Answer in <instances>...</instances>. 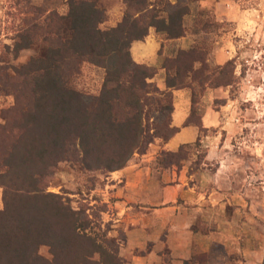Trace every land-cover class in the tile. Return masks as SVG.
Masks as SVG:
<instances>
[{
  "label": "trees",
  "instance_id": "1",
  "mask_svg": "<svg viewBox=\"0 0 264 264\" xmlns=\"http://www.w3.org/2000/svg\"><path fill=\"white\" fill-rule=\"evenodd\" d=\"M63 1L62 14L21 1L19 25L10 46H3L14 55L38 53L16 67L0 59V96L12 99L0 107V264H124L115 238L106 234L108 224L100 227L102 206L87 215L85 205L75 209L63 195L46 191L57 165L71 162L101 174L120 170L134 153L176 132L170 126V89L189 88L194 104L204 84L232 82V60L215 71L197 46L163 60V90L151 81L155 69L131 60L130 44L142 41L148 28L167 38L182 34L183 4L170 11L164 0H122L120 20L102 28L105 11L98 0ZM194 63L199 65L193 69ZM82 64L104 70L90 103L73 85ZM154 112L167 115L151 121ZM198 145L196 140L175 152L160 150L158 165L178 168L189 157L187 148ZM40 247L48 258L38 253Z\"/></svg>",
  "mask_w": 264,
  "mask_h": 264
},
{
  "label": "crops",
  "instance_id": "2",
  "mask_svg": "<svg viewBox=\"0 0 264 264\" xmlns=\"http://www.w3.org/2000/svg\"><path fill=\"white\" fill-rule=\"evenodd\" d=\"M164 1L170 11L182 4L186 6L181 18L182 34L167 38L150 27L142 41H134L129 47L135 64L155 69L151 81L159 90L165 89L163 60L174 58L179 51L204 48L205 62L215 67L230 59L227 48L219 43L227 36L224 23L237 22L243 3ZM48 2L33 1L47 9H55L59 4L54 5V0ZM121 2L116 0L115 9L107 10V15L112 11L120 14ZM198 65L194 63L193 69ZM203 86L194 104L189 88L170 89V126L176 132L159 148L175 152L179 146L198 140L204 149L200 151L203 156L197 168L192 171L190 167L198 150L188 149L189 157L180 160L178 168L154 164L156 153L151 150L135 155L140 159L131 158L123 168L111 172L99 190L102 201L113 198L110 201L114 215L108 217L122 234L118 255L124 264H259L261 260L262 246L258 241L250 243L248 237L252 227L250 215H246L249 208L245 185L240 177L222 167L220 151L206 143L217 139L218 132L211 130L224 122V106L217 110L214 101L223 98L227 86ZM187 120L189 123L185 124ZM197 125L204 132H199Z\"/></svg>",
  "mask_w": 264,
  "mask_h": 264
},
{
  "label": "rangeland",
  "instance_id": "3",
  "mask_svg": "<svg viewBox=\"0 0 264 264\" xmlns=\"http://www.w3.org/2000/svg\"><path fill=\"white\" fill-rule=\"evenodd\" d=\"M21 1L25 2V0H0V59L3 58L4 63L9 67L23 64L30 56L38 53L37 50L36 53L33 49H28L14 55L10 49L7 52L3 50L4 45L10 46L13 30L19 25V13L17 17L15 13L20 8ZM33 1L35 0H32V3ZM51 1L49 0L48 4ZM98 1L105 11L102 28L114 26L120 20L125 4L120 3L122 5L120 14L117 15L116 11H112L107 15V10L115 9L116 0ZM242 2L237 22H226L223 26L225 30L223 32L227 36L223 38L219 46L227 48L230 60L233 62L232 82L227 86L225 94H222L223 98L214 101L217 110L222 105L224 106L221 111L224 122L211 130V132H218L215 135L217 139L213 141L211 139L206 143L207 147L212 143V147L220 151L218 157L222 167H227L230 173L240 177L239 180L245 185V202L249 208L246 215H250L252 227L251 236L248 237L250 243L258 241L262 246V257L258 263L264 264V0H242ZM63 4L64 1L54 0L55 9L60 14L65 11ZM209 68L216 71L215 66H209ZM8 72L11 73L9 69ZM103 74L102 68L90 64L81 65L80 75L74 79L73 85L76 90L83 93L85 101L92 102L89 97L97 94ZM11 103L10 97L0 96V107ZM166 115V112H154L150 120L159 122ZM219 128L221 129L218 130ZM161 144L160 140L156 139L147 146L143 153L146 154L153 150L156 153L154 164H158L157 154ZM203 146L202 143L201 146L187 149L198 150L197 154L202 157L200 151L204 149ZM135 155L138 154L134 153L131 158L140 159V157L135 158ZM211 163L214 164V162ZM110 173L87 172L75 163L61 162L57 165L46 191L63 195L75 209L85 205L87 215H91L96 207L102 206L103 209L99 213L100 227L103 228L104 224H108L109 229L106 234L108 237H114L118 244L122 239V234L119 228L114 226L115 223L109 219L110 215H114L111 208L112 201H110L113 198L104 202L99 193ZM38 253L43 257H49L45 247H40Z\"/></svg>",
  "mask_w": 264,
  "mask_h": 264
}]
</instances>
